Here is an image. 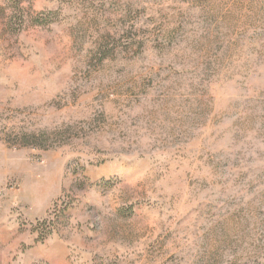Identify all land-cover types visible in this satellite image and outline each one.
Here are the masks:
<instances>
[{
	"label": "rangeland",
	"instance_id": "374dc122",
	"mask_svg": "<svg viewBox=\"0 0 264 264\" xmlns=\"http://www.w3.org/2000/svg\"><path fill=\"white\" fill-rule=\"evenodd\" d=\"M0 264H264V0H0Z\"/></svg>",
	"mask_w": 264,
	"mask_h": 264
}]
</instances>
